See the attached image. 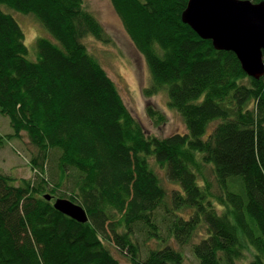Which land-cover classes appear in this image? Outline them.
Listing matches in <instances>:
<instances>
[{
    "label": "trees",
    "instance_id": "16d2710c",
    "mask_svg": "<svg viewBox=\"0 0 264 264\" xmlns=\"http://www.w3.org/2000/svg\"><path fill=\"white\" fill-rule=\"evenodd\" d=\"M110 1L148 65L146 95L166 92L187 130L159 137L134 117L87 47L110 39L85 0H0V113L37 149L32 177L0 169V264H124L110 246L125 264H191L187 245L196 264H264V76L182 20L189 0ZM13 11L48 35L28 46Z\"/></svg>",
    "mask_w": 264,
    "mask_h": 264
},
{
    "label": "rangeland",
    "instance_id": "374dc122",
    "mask_svg": "<svg viewBox=\"0 0 264 264\" xmlns=\"http://www.w3.org/2000/svg\"><path fill=\"white\" fill-rule=\"evenodd\" d=\"M86 6L93 14L99 18L106 27L108 40L102 41L96 38L87 40V47L99 58L101 64L107 70V73L115 80L127 107L132 111L135 118L143 124L144 129L149 134H155L159 137L175 134V132L184 133L187 130L183 116L176 109L168 106V96L166 92H158L146 95L145 90L151 87L152 79L149 73L146 60L133 44L130 35L125 29L122 19L114 8L110 0H85ZM21 22L25 31V39L28 46H32L38 37L48 35L38 20L31 14H23L13 11ZM33 51V49H32ZM31 52L30 58L34 56ZM35 56L37 54L35 53ZM130 75L131 79H130ZM150 106V107H149ZM154 107L162 111L166 119L161 124H156L154 118L149 115V109ZM13 129L5 115L0 113V136L4 138V144L0 145V169L5 173H11L17 179L22 177H32L36 171L31 166V154L35 150L30 144L27 135L21 133L14 139L8 135ZM152 164L160 173L166 190L172 192L179 186L165 176V172L152 160ZM152 243V242H150ZM185 253L191 264H196V258L192 254L191 245H187ZM115 257H118L125 264L127 257L119 251L118 248L110 246ZM242 264H248V259L241 261Z\"/></svg>",
    "mask_w": 264,
    "mask_h": 264
},
{
    "label": "water",
    "instance_id": "95a60500",
    "mask_svg": "<svg viewBox=\"0 0 264 264\" xmlns=\"http://www.w3.org/2000/svg\"><path fill=\"white\" fill-rule=\"evenodd\" d=\"M182 20L216 49L235 52L249 76H264V0H189ZM53 206L80 223L89 220L85 207L67 197L54 198Z\"/></svg>",
    "mask_w": 264,
    "mask_h": 264
},
{
    "label": "bare ground",
    "instance_id": "6f19581e",
    "mask_svg": "<svg viewBox=\"0 0 264 264\" xmlns=\"http://www.w3.org/2000/svg\"><path fill=\"white\" fill-rule=\"evenodd\" d=\"M99 19V18H98ZM128 76H130V75H128ZM130 79H131V76H130ZM255 79V78H254ZM43 165H48V164H50V160L48 159V161L47 160H45V159H43L42 158V160L40 161ZM59 198H61V197H65V196H58Z\"/></svg>",
    "mask_w": 264,
    "mask_h": 264
}]
</instances>
